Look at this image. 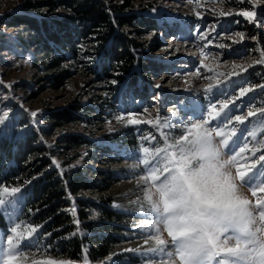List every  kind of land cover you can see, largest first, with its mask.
Segmentation results:
<instances>
[{"label": "rangeland", "instance_id": "374dc122", "mask_svg": "<svg viewBox=\"0 0 264 264\" xmlns=\"http://www.w3.org/2000/svg\"><path fill=\"white\" fill-rule=\"evenodd\" d=\"M26 1L0 0L1 132L8 131L10 134L21 135L25 131L33 130L32 133H36L39 140L48 145L49 150L59 153L62 149L59 148L62 146L59 138L63 133H82L92 138L105 139L111 132L122 130L121 132H125L129 140L135 142L137 148L123 149L122 157L112 161L107 155L87 151L86 147H81L80 157L71 162V167L82 166L84 171L89 172L90 177L94 176L98 180H101V177L92 167L97 169L122 167L125 173L122 181L111 189L116 198L112 205L124 213L117 221L124 226V229L120 231V242L113 245L117 249L116 252L95 261L87 256L75 260L60 254L55 249L56 242L49 241L40 227L26 218L23 211V182L17 181L16 185H2L9 190L13 187L21 189V192L14 197L17 203L12 206V218L19 217L16 220V223L20 224L18 231L27 237L28 231L34 227L39 234L37 240L32 241L37 246L20 250L19 255L14 257V264H45L50 260L56 261L57 264L60 262L65 264H172L166 255L148 252V249L156 247L154 239L138 228L147 218L140 211L141 204L137 203L138 200L143 202L145 187L140 182L145 172L143 166L138 165V157H143L142 143L146 147L154 146L150 141H142L141 138L151 133L161 142L160 146H163V137L152 125H128L127 113H135V118L145 121H155L158 114L161 118H165L176 113L171 119L175 128L167 132V135L179 138L186 131L185 126L188 120L199 122L201 116L208 118L205 109L210 99L217 105V110L227 102L229 109L224 112L222 118L225 121L233 118V122L231 125L225 123L222 128L225 132H230L232 127L237 129L233 148L247 144V150L242 156L237 157V164L242 166V170H247L253 163H257L259 155L264 154V148H261L260 144L264 141V128L260 126V121L264 117L259 113L260 109H264V87H261L264 86V64L258 63L262 59L261 53L264 52V0H199L202 7L197 5V0H193L192 3H189V0H157L156 5L149 11L156 18L164 20L169 29L152 32L142 39L147 50L146 56L149 58L147 64L154 72L151 85L153 91L142 104L140 100L135 103L132 98H126L129 106L140 104V109L131 107L129 112H120L115 115L111 114L113 111L110 109L104 108L106 100H112L109 90H103L100 84L91 83L89 80L92 75L85 73L87 70H84L83 64L74 66L71 62L66 63L64 66L69 68L68 74L62 85H57L52 80L55 72L48 71L40 58V53L34 49L30 37H25L24 43H20L18 39L22 29L11 28L2 23V18L20 13ZM213 9L216 10L215 14ZM221 9L224 12L231 11L233 15L220 17ZM197 11L203 13V19L195 16ZM243 11L256 12L258 23H251L246 17L239 15ZM213 25H215V31L212 30ZM197 27L200 32L206 34L203 39L199 37ZM241 32L244 33L242 40L236 36V33ZM209 40L211 43H208ZM221 43L231 47L221 50L218 48ZM201 60L208 65V68L200 64ZM233 72H241L242 75L240 78H231L232 82L228 83L229 74ZM217 81L224 83L218 86ZM208 84L213 85L212 92H206ZM157 85L160 87L158 88ZM241 87H252L254 91L246 97L237 99ZM153 97L157 99L154 100ZM77 102H88L96 108V111L88 114V121L85 123L57 126V121L50 117V113L65 109ZM249 111L256 112L257 116L248 117L243 124L234 120L237 115L247 117ZM33 112L37 113L34 117ZM122 114L124 120L118 121L116 117ZM22 120H26L25 127H21ZM30 124H32L31 127H29ZM209 127H215V125L210 124ZM253 130L256 132L255 137L249 135ZM254 148H261V151L254 153ZM73 154L74 152L70 151L65 156L71 158ZM41 156L45 154L42 152L32 156L27 163H35L37 157L39 159ZM224 158L227 159L228 156L225 155ZM235 170L234 165L231 169L233 174ZM259 171L264 172V169ZM254 179L257 183L259 182V172ZM239 191L253 201L256 199L251 196V190L247 186L240 187ZM81 195L83 198L94 200L100 198L102 192L99 189H92ZM0 198L12 199L3 194H0ZM93 217L96 218V214H93ZM5 218L7 227L0 228V260L5 256V229L12 226L11 220L7 216ZM81 234L84 232L81 231ZM162 238L170 239L166 232L162 233ZM89 248H91L90 244L86 243L84 253L89 251ZM168 250L171 251V249ZM176 264L179 262L176 261Z\"/></svg>", "mask_w": 264, "mask_h": 264}, {"label": "trees", "instance_id": "16d2710c", "mask_svg": "<svg viewBox=\"0 0 264 264\" xmlns=\"http://www.w3.org/2000/svg\"><path fill=\"white\" fill-rule=\"evenodd\" d=\"M156 1L27 0L20 13L1 21L22 29L18 42L24 43L23 39L30 37L48 71L55 72L52 80L57 85H62L68 74L66 63L83 64L85 73L92 75L89 81L109 90L112 100H106L104 108L115 115L129 112L131 107L140 109V104L129 106L126 98L135 103L140 100L142 104L153 91L154 72L147 64L149 58L142 39L152 32L169 29L164 20L149 11ZM94 111L92 104L77 102L52 111L50 117L57 121V126H64L85 123ZM22 121L21 127H25L26 120ZM32 131L16 136L0 130V186L23 182L26 218L39 226L49 241L56 242L55 249L67 258L87 256L95 261L116 252L113 245L120 242V231L124 229L117 221L124 213L112 205L116 198L111 189L122 181L124 169L92 167L101 177L98 180L82 166L71 167V162L80 157L81 147L107 155L113 161L122 157L123 149L137 148L135 142L122 130L111 132L105 139L66 132L59 138L61 152L56 153ZM70 151L74 152L71 158L65 156ZM42 152L45 156L37 157L36 164L27 163ZM92 189L101 190L102 196L94 200L81 197V193ZM93 214L97 217L92 218ZM6 227V218L0 214V228ZM86 243L91 248L84 253Z\"/></svg>", "mask_w": 264, "mask_h": 264}, {"label": "snow or ice", "instance_id": "6c2138e0", "mask_svg": "<svg viewBox=\"0 0 264 264\" xmlns=\"http://www.w3.org/2000/svg\"><path fill=\"white\" fill-rule=\"evenodd\" d=\"M192 2L193 0H189V3ZM197 5L202 7L199 0ZM215 12L213 9V14ZM232 15L231 11H219L220 17ZM239 15L246 17L251 23H258L257 13L254 11H243ZM195 16L198 19L204 18L199 11ZM212 30L215 31V25ZM197 32L201 39L206 35L199 31V27ZM236 36L242 40L244 33H236ZM230 47L231 45L223 43L218 45L221 50ZM261 56L258 63L264 64V52ZM200 64L208 68L202 60ZM241 75V72L230 73L227 82L231 83V78H240ZM223 83L217 81L218 86ZM205 90L212 92L213 85L208 84ZM253 91L252 87H241L237 99L246 97ZM232 106H235V101ZM227 109V102L217 110V105L210 99L205 109L208 118L201 116L199 122L188 120L186 131L179 138L167 135V132L175 128L171 119L176 113L165 118L158 114L155 121L137 119L135 113H127L128 125H152L163 137V146H160L161 142L151 133L141 138L154 146L146 147L142 143L143 157H138V165H142L145 172L140 182L145 187L143 202L138 200L137 203L141 204L140 211L147 217L138 228L154 239L156 247L148 249V252L166 255L172 264H176V261L179 264H264V172L259 171L264 169V163H260L264 162V154L259 155L257 163H253L247 170H242V166L237 164V157L247 150V144L232 147L237 129L232 127L230 132H225L222 128L225 123L231 125L233 122V118L227 121L222 118ZM259 113L264 117V109H260ZM36 115V112L32 113L33 117ZM256 116V112L249 111L247 117L237 115L234 120L243 124L248 117ZM116 119L122 121L124 115L117 116ZM210 124L215 127H209ZM260 126L264 128V119L260 121ZM249 135L255 137L256 132L253 130ZM260 144L264 148V141ZM261 148H254L253 152H260ZM225 155L228 156L227 159L224 158ZM234 165L235 174L231 171ZM257 172L258 183L254 179ZM243 186L250 188L251 196L256 198L254 201L240 193L239 189ZM20 192V188L13 187L9 190L0 186V194L12 197L9 200L0 198V214L7 216L12 222V226L5 229V256L0 264H14V257L19 255L20 250L37 246L32 243L39 235L37 229L31 228L25 237L18 231L20 224L16 220L19 217L12 218V206L17 203L14 197ZM163 232L170 239L162 238ZM45 264L57 262L50 260Z\"/></svg>", "mask_w": 264, "mask_h": 264}]
</instances>
